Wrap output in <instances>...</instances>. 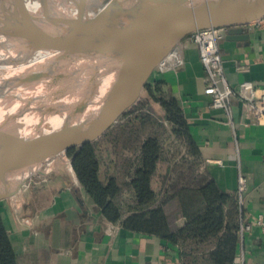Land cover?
<instances>
[{
    "label": "crops",
    "instance_id": "1",
    "mask_svg": "<svg viewBox=\"0 0 264 264\" xmlns=\"http://www.w3.org/2000/svg\"><path fill=\"white\" fill-rule=\"evenodd\" d=\"M241 28L238 38L226 32L218 41L225 76L233 87L251 81L264 93V18ZM176 53L178 58H168L167 67L159 65L152 77L179 102L201 170L227 193L236 192L239 175L244 177L243 211L251 229L238 250L244 264H264V123L247 117L234 98L231 125L223 109L210 106L197 45L186 36ZM185 151L181 146L180 153ZM19 188L15 199L0 201L17 264H180L159 237L109 221L73 171L44 173L23 185L21 194Z\"/></svg>",
    "mask_w": 264,
    "mask_h": 264
},
{
    "label": "trees",
    "instance_id": "2",
    "mask_svg": "<svg viewBox=\"0 0 264 264\" xmlns=\"http://www.w3.org/2000/svg\"><path fill=\"white\" fill-rule=\"evenodd\" d=\"M164 86L156 81L142 103L145 109L132 113L131 121L139 125L131 129L125 149L113 142L103 150L98 140L77 152L68 149L72 168L109 221L159 237L180 264H234L241 217L236 192L221 190L201 170L180 104ZM129 149L132 153L124 152ZM0 264H17L1 216Z\"/></svg>",
    "mask_w": 264,
    "mask_h": 264
},
{
    "label": "water",
    "instance_id": "3",
    "mask_svg": "<svg viewBox=\"0 0 264 264\" xmlns=\"http://www.w3.org/2000/svg\"><path fill=\"white\" fill-rule=\"evenodd\" d=\"M102 1L105 13L86 16L79 0L77 21L63 31L52 32L39 30L33 25L26 7L27 0H0V30L10 32L32 48L63 52L83 46L85 52L96 56L97 60L115 61L123 72L131 65L137 68L132 82L137 93L111 105L88 125L54 127L37 143L22 144L13 151H8V147L0 143L3 150L0 149V171L17 164H29L35 156L66 153L68 149L96 141L133 105L169 52L192 32L225 27L227 36L236 39L243 25L264 18V0ZM96 73L99 78L104 76L113 80L119 93L122 92L118 87L121 73L110 70ZM57 95L66 96L61 92ZM35 174L21 182L20 194L25 181ZM16 194L14 191L0 196V201L13 200Z\"/></svg>",
    "mask_w": 264,
    "mask_h": 264
},
{
    "label": "bare ground",
    "instance_id": "4",
    "mask_svg": "<svg viewBox=\"0 0 264 264\" xmlns=\"http://www.w3.org/2000/svg\"><path fill=\"white\" fill-rule=\"evenodd\" d=\"M50 1V6L58 8L59 17L45 16L50 21L45 27L32 20L37 29L60 32L77 21L79 0ZM80 3L86 16H98L106 11L102 0H80ZM176 46L160 66L167 67L168 58L177 57ZM85 51L83 46L63 52L36 49L10 32L0 30V143L8 151L22 144L37 143L54 127L86 126L111 105L137 93L132 87L135 65L123 72L115 61L97 60ZM108 70L123 72L118 85L122 92L119 93L113 80L99 78L96 73ZM57 92L66 96L59 97ZM67 160L61 151L51 156H35L29 164L0 171V196L14 192L34 173H48L68 165Z\"/></svg>",
    "mask_w": 264,
    "mask_h": 264
},
{
    "label": "built area",
    "instance_id": "5",
    "mask_svg": "<svg viewBox=\"0 0 264 264\" xmlns=\"http://www.w3.org/2000/svg\"><path fill=\"white\" fill-rule=\"evenodd\" d=\"M226 32L225 27H209L196 30L188 35L198 48L199 59L205 72L204 91L210 96V106L223 109L232 125V101L236 98L240 101L247 117H251L257 123H264V93L258 94L251 81H243L237 87H233L225 76L218 41L224 37ZM237 69L243 71L246 67L239 65ZM245 188L246 181L242 175H239L236 195L241 209L238 229L240 243L244 239L245 232L251 229V223L246 219L243 211ZM258 223H261L260 219ZM234 264H244L241 250H238L234 257Z\"/></svg>",
    "mask_w": 264,
    "mask_h": 264
},
{
    "label": "rangeland",
    "instance_id": "6",
    "mask_svg": "<svg viewBox=\"0 0 264 264\" xmlns=\"http://www.w3.org/2000/svg\"><path fill=\"white\" fill-rule=\"evenodd\" d=\"M50 0H27V11L30 14V17L32 18L33 22L40 26V27H45L48 25V23L50 22L49 19L45 16H49V17H59L58 15L60 14L58 8L56 6H50ZM67 5H70L69 1L65 2ZM48 4V5H47ZM156 70V69H155ZM154 70V71H155ZM153 73L150 76V82L144 86L140 96L136 99V101L133 103V105L123 114L119 117L118 121L111 127L109 128L101 137H99L96 141L97 143H99V146L101 149L105 150V147H108L110 144H112L113 142L115 144H117V146L121 149H123V145H125V143H128V135L131 131V129H136L139 125L138 121H131V115L135 110H138L139 107H142L140 109H145V107H143L142 103L143 101H145L144 99H147L149 97V88L154 86V83L156 81H160L157 79H154ZM164 79V78H163ZM162 81V80H161ZM142 105V106H141ZM149 129V130H148ZM149 132H161V131H165L168 130L167 127H160V129H156V128H149L147 127L146 129ZM136 133V132H135ZM168 133V131H167ZM134 136H136V134H132ZM133 136V137H134ZM117 140V141H116ZM95 142V141H94ZM110 143V144H109ZM113 143V144H114ZM137 144L136 141L133 142V146H135ZM82 146H77L73 149V152H77ZM171 147V146H170ZM125 149V148H124ZM68 151V150H67ZM66 151V157H67V163L69 165V168H72V164H71V156H69L67 154ZM124 150H122L121 152H123ZM127 151V152H126ZM125 153H132L131 150H125ZM67 165V164H66ZM65 166H61L57 169L51 170L47 173V175H56L58 174L59 171H68L69 175H72V172L70 171V169H68ZM67 165V166H68ZM66 167V168H65ZM73 170V168H72ZM74 172V170H73ZM75 174V173H74ZM44 173H37L35 174L33 177H31L30 179H28L27 181H25V183L23 185H25L26 183L33 181V180H39L43 177ZM23 187V186H22Z\"/></svg>",
    "mask_w": 264,
    "mask_h": 264
}]
</instances>
